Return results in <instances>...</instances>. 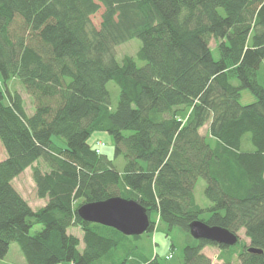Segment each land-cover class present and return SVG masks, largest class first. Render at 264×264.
Instances as JSON below:
<instances>
[{"label":"trees","instance_id":"1","mask_svg":"<svg viewBox=\"0 0 264 264\" xmlns=\"http://www.w3.org/2000/svg\"><path fill=\"white\" fill-rule=\"evenodd\" d=\"M135 38L141 65L127 55L118 63L115 48ZM263 60L264 0H0V259L16 243L26 264H168L170 255L144 252L142 235L77 214L119 196L146 210L147 237L179 230L178 264H264ZM242 90L252 103L240 104ZM98 132L112 137L121 171L95 153ZM26 169L45 200L37 210L12 184ZM198 180L207 207L195 201ZM195 220L243 230L248 244L195 240ZM208 246L219 249L216 263Z\"/></svg>","mask_w":264,"mask_h":264},{"label":"rangeland","instance_id":"2","mask_svg":"<svg viewBox=\"0 0 264 264\" xmlns=\"http://www.w3.org/2000/svg\"><path fill=\"white\" fill-rule=\"evenodd\" d=\"M102 13V9H100L96 14L91 16V22L95 28H99L100 24V15ZM219 42V38H211L209 47L213 52V56L215 59H217L216 54V46ZM141 43L138 39H132L124 44H121L115 48V57L118 63H120L123 56L127 55L135 59L138 65H141V62H139L136 59V53L140 47ZM263 66H264V60H263ZM13 87L21 91V93L24 95V102L25 106L28 109H33V104L31 102V99L26 95L24 89L22 88L21 84L17 81H13ZM236 84V82H234ZM5 89L3 83L0 79V91L3 92ZM107 89L110 92L111 95V105L114 107L117 103L118 98V88L113 82H109L107 84ZM254 101V97L250 94L248 90H242L240 95V104L247 105ZM7 101L4 100V104ZM206 127L201 129V133L203 134L205 132ZM101 134L100 138L95 137L92 135L90 138V144L92 146H95V143L97 142H104V146L101 148V153L105 155L109 159L114 160V165L117 170L121 171L124 165V159L122 157L114 158V143L111 136H109L107 133H94ZM98 139V140H96ZM53 141L58 144L61 147H64V142L54 137ZM42 169H45L42 167ZM31 169H26L20 176H18L15 181L13 182L14 187L22 193V195L25 197V199L29 202V204L34 208L39 205H41V202L39 198L36 196L35 186L32 180L31 175ZM204 182L202 180H198L196 183V186L194 188V198L196 203L201 207H207L209 206V202L206 200L203 194L204 190ZM35 209V208H34ZM40 230V226H35L30 233L33 234L36 231ZM141 244L143 246L144 252L149 255H155L158 254L159 256L165 257L167 255H170L171 258L168 259V264H178L179 257H180V249L175 248L174 250H171V243L174 242L175 246L176 244L182 245L181 242L184 240L179 233V230H174L172 233H164L160 228L158 230H154V232L151 234V237H147L146 233L141 234ZM237 236L240 241H244L246 244H248V239L244 236V231L240 230L237 233ZM183 239V240H182ZM12 247H9L7 255L0 259V264H26L23 255H21V251L19 247L16 245V243L11 244ZM204 254L207 255L209 259H211L212 262H215L217 260V255L219 254V249L216 246L207 247L204 252ZM22 258V259H21ZM238 263L237 261L235 262Z\"/></svg>","mask_w":264,"mask_h":264},{"label":"water","instance_id":"3","mask_svg":"<svg viewBox=\"0 0 264 264\" xmlns=\"http://www.w3.org/2000/svg\"><path fill=\"white\" fill-rule=\"evenodd\" d=\"M77 214L86 222L110 227L125 236H139L149 227L146 210L137 202L119 196L83 204L78 207ZM188 230L193 239L206 240L216 245L229 247L239 240L236 234L217 226H209L200 220L191 222ZM247 251L262 254L261 250L254 248H248Z\"/></svg>","mask_w":264,"mask_h":264},{"label":"crops","instance_id":"4","mask_svg":"<svg viewBox=\"0 0 264 264\" xmlns=\"http://www.w3.org/2000/svg\"><path fill=\"white\" fill-rule=\"evenodd\" d=\"M11 88V87H10ZM13 89H15V88H13ZM11 91H12V89H10ZM20 95H21V97H22V100H23V103H24V109H25V112H26V114L27 115H31L32 113H33V109H28L26 106H25V102H24V95L25 94H23V93H21V91L20 90H18L17 88L15 89ZM24 91V90H23ZM5 104H7V102L5 103ZM95 137H99L100 138V136H101V134H93ZM96 140H98V139H96ZM6 158V152H5V150H4V148L2 147V145L0 144V161H2V160H4ZM21 175V174H20ZM19 175V176H20ZM17 178V177H16ZM15 178V179H16ZM15 179L12 181V184H13V182L15 181ZM14 186V185H13ZM15 188V187H14ZM16 189V188H15ZM17 190V189H16ZM19 193H20V191L19 190H17ZM20 195L25 199V197L22 195V193H20ZM26 200V199H25ZM40 200V202H41V205H39V206H37V207H32L30 204H29V202L27 201V203L30 205V207L33 209V210H37V209H39V208H41V207H43L44 206V204H45V200L44 199H39ZM68 233H70V234H73V235H75L79 240H80V245H79V249L80 250H82L83 249V243H82V236H83V234H82V232H81V230L79 229V228H76V227H71V228H69L68 230ZM10 247H12L11 245H10ZM207 247H205L204 249H203V251L202 252H204V250L206 249ZM22 255V254H21ZM206 255V254H205ZM207 256V255H206ZM22 258H23V256H22ZM21 258V259H22ZM217 261V260H216ZM216 261L215 262H213V263H216Z\"/></svg>","mask_w":264,"mask_h":264},{"label":"built area","instance_id":"5","mask_svg":"<svg viewBox=\"0 0 264 264\" xmlns=\"http://www.w3.org/2000/svg\"><path fill=\"white\" fill-rule=\"evenodd\" d=\"M104 142L100 141L97 142V144L95 143L94 149H95V153L97 155H99L101 153V148L104 146ZM68 264H74L73 262H69Z\"/></svg>","mask_w":264,"mask_h":264},{"label":"clouds","instance_id":"6","mask_svg":"<svg viewBox=\"0 0 264 264\" xmlns=\"http://www.w3.org/2000/svg\"><path fill=\"white\" fill-rule=\"evenodd\" d=\"M101 154V153H100Z\"/></svg>","mask_w":264,"mask_h":264}]
</instances>
